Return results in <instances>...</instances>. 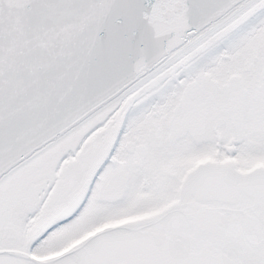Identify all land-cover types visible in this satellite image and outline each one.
Returning <instances> with one entry per match:
<instances>
[{
    "label": "snow or ice",
    "instance_id": "snow-or-ice-1",
    "mask_svg": "<svg viewBox=\"0 0 264 264\" xmlns=\"http://www.w3.org/2000/svg\"><path fill=\"white\" fill-rule=\"evenodd\" d=\"M0 264H264V0H0Z\"/></svg>",
    "mask_w": 264,
    "mask_h": 264
}]
</instances>
